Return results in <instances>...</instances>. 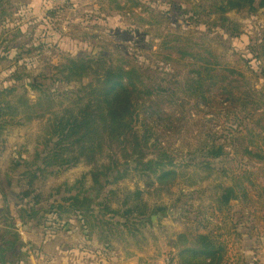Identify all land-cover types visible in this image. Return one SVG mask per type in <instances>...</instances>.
<instances>
[{
    "label": "rangeland",
    "instance_id": "1",
    "mask_svg": "<svg viewBox=\"0 0 264 264\" xmlns=\"http://www.w3.org/2000/svg\"><path fill=\"white\" fill-rule=\"evenodd\" d=\"M116 1L120 5L127 2ZM132 1L138 5L133 6ZM214 2L130 0L119 10L112 0H3L0 91L4 99L14 100L15 95L26 92L27 98L36 100L37 92L28 82L56 91L53 114L0 129L2 179L7 181L0 186L10 195L3 208L8 212L11 207L21 227L31 231L29 237L23 229L20 234L10 230L17 239L21 237L24 253H33L31 264H50L52 259L62 264L68 256L71 264H79L81 253H87L82 264H164L176 260L178 241L194 246L201 233H209L215 225L226 231L231 223L234 227L228 237L236 244L234 249L264 253L260 232L247 237L254 222L244 206L232 201L218 211L217 204L221 187L240 181L249 192L253 182L248 178L254 176L245 177V172L260 166L264 171L257 162L264 153V7L256 0L253 10L229 9L222 21L212 12ZM168 34L180 36L189 45L207 46L213 61L223 65L225 88L212 89L207 108L197 106L180 88L182 65L163 59L162 40ZM257 52L262 58H257ZM77 57L102 59L115 66L129 63L142 73L141 80L152 91V108L161 107L163 114L153 112L146 100V116L140 115L135 125L140 134L148 135V157H155L160 149L171 157V166L165 167L176 171L171 185L157 189L151 184L156 174L148 172L146 178L134 171L114 182L116 172H111L100 177L102 186L94 185L91 165L84 162L47 168L44 173L36 171L40 165L36 162L29 168L36 176L28 186L24 172L37 152L41 127L55 115L62 116L80 86L78 82L64 83L60 73L67 59ZM240 84L246 92L243 97ZM5 89L14 92L7 95ZM212 145L222 146L225 154L207 157ZM246 147L254 152L252 157L244 152ZM201 161H210L212 170L197 167ZM30 189L28 196L21 195ZM136 190L147 204L142 217L127 213L136 200ZM78 192L92 199L87 227L75 212L63 213L55 222V215L43 211ZM35 210L39 211L34 216H23ZM63 253L71 254L63 258ZM16 255L8 253L6 260L15 264Z\"/></svg>",
    "mask_w": 264,
    "mask_h": 264
},
{
    "label": "trees",
    "instance_id": "2",
    "mask_svg": "<svg viewBox=\"0 0 264 264\" xmlns=\"http://www.w3.org/2000/svg\"><path fill=\"white\" fill-rule=\"evenodd\" d=\"M112 1L119 10H124L130 3V0H126L125 4L120 5L116 0ZM255 1L215 0L211 7L212 12L225 21L224 13L227 10H253ZM2 2L3 0H0V5ZM132 5H138V3L132 1ZM258 6L264 7V0H258ZM4 12L5 10H2V13ZM180 38L174 34L163 36V59L177 61L182 65L180 88L194 99L197 106L203 104L207 108L212 89L225 88L226 71L223 70V65L213 61V55L207 46L197 43L189 45L182 42ZM262 45L264 46V41ZM257 58H262V53L257 52ZM60 68L64 83L78 82L80 86L75 96L66 103L68 107L63 110L62 116L55 115L41 127L37 152L24 172L28 186L32 185L36 176V173L29 168L36 162L40 163L36 167V171L40 173H44L47 168H68L84 162L91 165L90 174L94 185L102 186V183H99L100 177L107 176L111 172H116L112 179L114 182L133 171L146 178H148V172L156 174L151 184H156L157 189L171 185L176 178V171L165 169L171 166V157H168L167 152L162 149L155 157H148L146 151L149 148L148 135L140 134L135 125L140 115L143 118L146 116L145 109L149 108L144 103L146 100L151 102L150 109L153 112L159 111V114H163L161 107L152 108V91L141 80L142 73L129 63L115 66L104 63L102 59L83 57L69 58ZM217 76L220 79L214 80L213 78ZM261 76L264 77L263 69ZM83 81L88 82L83 83ZM26 85L37 92L36 100L31 101L27 98L26 92L15 95L14 100L4 99L3 91H0V129L24 124L29 119L40 120L48 114H53L56 91L53 93L39 83L28 82ZM242 88L240 84L238 91L243 97L246 92ZM5 91L7 95L14 92L11 89H5ZM57 105L61 106L62 103ZM206 152L209 158H218L225 154L223 147L216 145L208 147ZM244 152L249 157H252L254 153L248 147ZM257 162L264 166V153H262V160ZM123 164L126 166L122 169L120 166ZM197 167H202L206 171L212 170L210 161H201ZM255 168L256 171L250 170L244 174L245 177L254 176V178H248L253 182V185L249 186L251 188L248 187L251 191L248 192L243 183L236 181L233 186L221 187L222 192L217 200L218 211L223 209L222 206H230L232 201L244 206L254 222V230L252 229L248 234L249 237H254V232L255 235L256 232L264 235V171L261 170V166ZM239 178L243 177L239 176ZM30 191L32 190L23 191L21 195L26 197ZM140 192L135 191L136 200L127 213L142 217L146 214L147 204L141 199ZM91 203L90 197L81 196L78 192L62 197L61 201L51 203L43 211L55 215L53 217L55 222L63 218V213L75 212L82 217L79 220L82 219L81 221L87 227L86 217H92ZM38 211L35 210L31 214L25 213L23 216L31 217ZM226 222V218L221 219L222 224L226 225ZM229 226L225 231L215 225L209 233L198 235L194 246H186L178 241L181 246L177 249L174 259L180 264H246L242 253L237 247L233 248L236 244L228 237L230 229L234 227L232 223ZM179 238L182 239L183 235Z\"/></svg>",
    "mask_w": 264,
    "mask_h": 264
},
{
    "label": "crops",
    "instance_id": "3",
    "mask_svg": "<svg viewBox=\"0 0 264 264\" xmlns=\"http://www.w3.org/2000/svg\"><path fill=\"white\" fill-rule=\"evenodd\" d=\"M1 160H5V159L2 158ZM2 164L3 163H0V184H2V182L4 181L2 179L3 172H4V170H1ZM4 182L6 183L7 181H4ZM5 199L7 201H5ZM8 201H10V195L7 194V192L5 190L2 191L1 186H0V253H3V255H5V256L8 255V253L17 254L15 256V259H16L15 264H31L29 259L31 260L33 258V253H24V251L22 250L23 244L20 243L21 237H19L18 238L19 240H18L16 238V236L14 234H12L10 231V230H12V232H14L17 230L18 233L20 234V230L23 229L21 227V226H23V224L20 222L19 218L13 213L11 207H10V210H8V212H7V208H3L6 206V203ZM3 210L5 211V214L3 213ZM3 214L8 219L4 218ZM26 214H28V213H26ZM5 219H7V221ZM23 231L27 232L28 233L27 236L30 237L31 231H29V230L27 231L24 229H23ZM22 236H23V239L26 240L25 236L24 235H22ZM247 237H249V236H247ZM16 245H18V246H16ZM63 254L64 255L62 257L65 258V256H67L68 254H71V253H63ZM86 254L87 253H81L82 259L79 260V264L83 263V260H84L83 257ZM48 255H49V253H48ZM242 255L246 261V264H264V253H242ZM17 257H18V259H17ZM55 263L56 262H54L53 259L50 262V264H55ZM62 264H71V258L69 259V256H68V260L66 261V263H65V261H63Z\"/></svg>",
    "mask_w": 264,
    "mask_h": 264
},
{
    "label": "flooded vegetation",
    "instance_id": "4",
    "mask_svg": "<svg viewBox=\"0 0 264 264\" xmlns=\"http://www.w3.org/2000/svg\"><path fill=\"white\" fill-rule=\"evenodd\" d=\"M10 256H12V254ZM6 258L7 257L3 255V253H0V264H11L10 262L6 260Z\"/></svg>",
    "mask_w": 264,
    "mask_h": 264
},
{
    "label": "built area",
    "instance_id": "5",
    "mask_svg": "<svg viewBox=\"0 0 264 264\" xmlns=\"http://www.w3.org/2000/svg\"><path fill=\"white\" fill-rule=\"evenodd\" d=\"M164 264H180L177 260H166V262Z\"/></svg>",
    "mask_w": 264,
    "mask_h": 264
}]
</instances>
